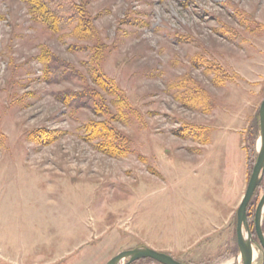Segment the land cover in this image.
Segmentation results:
<instances>
[{"label": "rangeland", "instance_id": "rangeland-1", "mask_svg": "<svg viewBox=\"0 0 264 264\" xmlns=\"http://www.w3.org/2000/svg\"><path fill=\"white\" fill-rule=\"evenodd\" d=\"M72 2L86 38L35 0H0V264H106L142 245L240 264L264 0ZM263 193L264 174L247 207L252 264H264Z\"/></svg>", "mask_w": 264, "mask_h": 264}, {"label": "water", "instance_id": "water-1", "mask_svg": "<svg viewBox=\"0 0 264 264\" xmlns=\"http://www.w3.org/2000/svg\"><path fill=\"white\" fill-rule=\"evenodd\" d=\"M258 115L260 141L257 151V157L252 167L245 192L236 211V238L241 255L240 264H252L253 245L256 242L253 237V232L250 228L247 207L257 186L262 181L264 174V97L260 102ZM263 210L264 193L260 197L254 213L255 234L259 240V246L264 250V233L261 228V218ZM141 258H150L161 264H188L174 258L167 252L159 251L146 245L121 250L113 255L110 259H108L106 264H130L131 262Z\"/></svg>", "mask_w": 264, "mask_h": 264}, {"label": "trees", "instance_id": "trees-1", "mask_svg": "<svg viewBox=\"0 0 264 264\" xmlns=\"http://www.w3.org/2000/svg\"><path fill=\"white\" fill-rule=\"evenodd\" d=\"M35 9H39V13L46 21L58 30H66L74 27L79 32L78 35L86 38L92 30V25L88 21L84 9L72 0H35L33 5ZM257 129L259 131V122ZM195 131L194 135H197ZM249 216V213H247ZM254 234V232H253Z\"/></svg>", "mask_w": 264, "mask_h": 264}, {"label": "bare ground", "instance_id": "bare-ground-1", "mask_svg": "<svg viewBox=\"0 0 264 264\" xmlns=\"http://www.w3.org/2000/svg\"><path fill=\"white\" fill-rule=\"evenodd\" d=\"M259 141H260V138H259Z\"/></svg>", "mask_w": 264, "mask_h": 264}]
</instances>
